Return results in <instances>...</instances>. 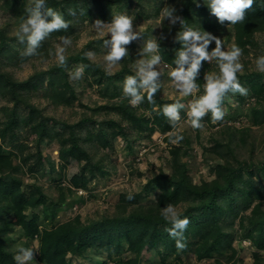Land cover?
Wrapping results in <instances>:
<instances>
[{
	"label": "trees",
	"instance_id": "trees-1",
	"mask_svg": "<svg viewBox=\"0 0 264 264\" xmlns=\"http://www.w3.org/2000/svg\"><path fill=\"white\" fill-rule=\"evenodd\" d=\"M26 1L0 0L2 8L5 6L6 10L12 11L16 23H22L30 14L26 9L35 7L37 3L35 0L34 5L27 6ZM121 1L93 0L90 5L89 2L79 3L78 0H43L40 11L44 14L48 8H52L61 12L68 22L94 18L109 23L113 18V5ZM173 1L182 22L178 21V33L170 41L172 50L167 51L164 44L158 47L161 61L173 70L180 66L177 64L179 53L187 51L191 46L179 38L186 28L206 33L209 38L224 39L229 44L228 52L233 46H238L242 55L249 54L250 48L257 45L255 35L264 32V0H254L252 8L246 10L244 21L235 25L227 21L220 22L210 11V0ZM69 10H74L76 15H69ZM9 30L8 24L0 27V57L12 59L10 45L7 43ZM57 32L60 35L64 33L62 30ZM13 36L27 39L25 35L14 33ZM202 43L197 42V46ZM224 43L221 41V45ZM90 44L86 43L71 58L79 61L84 71L91 73L94 82L101 85L104 91L110 87L115 91L124 89L128 76H136L139 85L140 77L132 70L134 57L129 51L118 62L119 69L114 75H109L97 63L89 60L86 53ZM215 48L216 41H213L207 44L205 51H213ZM187 54L189 60L182 65L185 71L190 67L193 55L190 51ZM27 59V56L21 57V60ZM67 64L65 58L64 66L54 64L18 81L10 72L2 70L0 63V94L7 97L14 107L22 104L27 110L23 116H19L15 109L6 110L4 127L0 129V264H21L10 251V234L16 229L20 230L25 239L22 246L28 247L34 240L38 241L37 258L43 264H72L67 255H80L87 249L113 250L116 253L125 250L132 257L120 259L114 264H140L142 256L151 248H156L163 264L166 256L164 252L174 255L176 259L181 255L193 254L198 261L237 264L240 260L233 241L238 231L240 238L251 243L252 264H264V159L255 160L253 157L255 143L250 127L238 128L225 124L216 135L210 137L209 145L202 150L205 163L213 162L209 167L211 179L208 181H193L187 162V158H190L187 151L189 143L181 139L179 145L169 148L167 171L157 170L146 179L139 192L118 193L112 214L85 223L79 216H75L51 229L40 226L38 214L26 215L27 209L46 205L48 197L35 184L31 185L29 192L23 191L20 167L13 163V155L1 145L6 132L12 130L19 121L29 128L35 142L46 140L57 143L60 172L68 165L73 164L75 167L66 173L69 186L60 187L58 197L49 200L47 206L50 213L44 215V218L49 219L64 209L67 196L74 193L79 197L72 187L86 189L89 179L104 173L102 157L94 159L85 147L87 143L96 142L101 148H109L112 141L122 136L128 149H132L134 141L143 139L150 142L154 132L166 133L175 125V121L163 113L164 106L173 101L161 97L157 90L150 103L146 89L141 87H137V93L142 97L137 107L130 105L131 96L127 99L114 97L115 101L96 106L92 113L94 115L95 112L105 111L110 114L114 111L118 119L107 118L98 122L92 114L82 115L75 123L52 119L33 104L31 98L34 96L33 91L38 89L37 84L42 83L41 96L50 104L54 107L71 106L77 100V95L69 80ZM207 67V61L202 60L193 79L197 87L201 86ZM261 76V73L252 71L237 77L245 80L246 97L253 99L248 109L250 126L264 124V83ZM201 97L199 95L195 103ZM222 103H225L224 96ZM49 121L61 124L62 133H54L49 127ZM86 121L95 122L97 127L82 136L78 129ZM170 138L166 136L165 140L169 141ZM48 165L51 170L54 169V163L49 159ZM140 192L143 198L153 192L157 195L152 202L142 203ZM130 196L132 199H129ZM170 204L175 208L181 207L177 211L181 219L187 217L190 220L187 229L181 234L185 237L181 242L187 245L183 250L178 249L175 242L181 239V235L170 237L171 218L166 219L163 214V210ZM176 231L180 233L179 229Z\"/></svg>",
	"mask_w": 264,
	"mask_h": 264
},
{
	"label": "rangeland",
	"instance_id": "rangeland-1",
	"mask_svg": "<svg viewBox=\"0 0 264 264\" xmlns=\"http://www.w3.org/2000/svg\"><path fill=\"white\" fill-rule=\"evenodd\" d=\"M83 1L91 2L93 0H78L79 3ZM35 4V0H27L26 5L31 6ZM173 0H122L112 7V17L119 14H127L134 17L133 30L140 34V36L131 41L127 46V51L132 54L133 64L132 70L138 75L139 68L142 62H146L153 55H158V47L160 44L166 46L167 51H171L172 47L170 41L175 38L178 33V21L171 23L169 19L162 18V11L166 6L175 8ZM0 2V27L8 24L9 36L7 39L10 45L12 59L5 56L0 57L1 69L10 72L12 77L18 81L27 79L35 71L46 70L54 64H58L57 52L58 48L65 49L64 56L67 59V70L69 73V80L75 88L77 100L71 106L54 107L45 98L41 96L43 84H37L38 89L33 91L31 101L38 108L42 109L45 115L51 117L56 121H65L68 123H75L80 120L84 114L91 115L96 106L108 104L119 99H127L129 95L124 92V89L114 90L112 87L108 91H104L101 85L96 84L92 78L91 73H86L79 61L71 58L76 52L80 51L86 43L91 42L87 52H92L94 55L89 57V60L97 63L107 74L114 75L119 69V64L109 68L105 59L106 55L111 49V44H105L106 40H110L108 29L101 31L93 27V22L96 20L79 19L69 22V27L62 31V35L57 31L50 33L42 41L39 46L34 49V55H25L29 48L27 39H20L14 37V33L24 35L20 31L21 23H16L12 16L10 9L2 8ZM26 8V7H25ZM174 16H178L175 8ZM23 23V22H22ZM110 23V22H109ZM60 37L70 38L71 44H64ZM154 39L157 45L155 52H147L146 44L149 40ZM218 38H209V44L216 41ZM225 42L220 47V51L228 52L229 44L224 39H219ZM256 46L250 48L249 54L242 55L238 59V63L243 65V70L237 72L241 76L245 72H259L262 74L261 79L264 83V72L257 68L256 61L259 57L264 56V32L255 35ZM210 59L206 60L208 67L205 70V75L200 87H196L191 94L184 95L177 82L171 78V72L174 71L170 65L165 66V63L160 60L157 65L153 66V70L159 73L156 80L158 85V93L161 97L168 98L173 103H178L181 107L177 108L179 119L174 120L175 125L170 131L166 133L154 132L151 136L152 141H144L139 139L133 142L132 149L126 146L125 138L118 136L112 141L111 147L101 148L96 142L87 143L86 149L94 159H103L102 174H97L88 180L86 184L85 195L76 197L73 194L67 196L65 207L58 212L53 219L44 218L46 213H50L48 203L50 199H56L59 195L60 187L69 185L66 173L74 169V165H68L63 172L59 170L58 146L55 141H40L35 142L34 136L30 133L29 128L21 121L10 131L6 132L5 139H1L2 147L11 153L13 163L19 165V175L23 181V191L29 192L31 185L39 186L47 195L48 200L43 207H36L26 210V215L29 217L31 213L38 214L39 223L42 228L51 229L69 219L79 216L82 222H88L98 219L103 215H109L114 212L116 195L120 192H139L140 187L144 184L152 174L157 170L162 169L167 171V159H169V148L177 137L182 136L183 139L188 140V154L187 158L189 165V172L195 183H200L202 180H210L211 175L209 167L211 163H205L202 156L203 147L209 145L211 136L216 135L218 130L225 124L235 125L238 128L250 127L251 136L254 139L255 149L253 157L255 160L264 159V124L262 126H250L249 107L253 99L247 98V95H241L239 92L229 91L224 95L225 103L220 105L221 111L225 112L223 120L219 122L212 121V113L206 112L201 118L200 123L202 128H193L191 121V108L199 95L203 96L205 93V84L208 77L222 78L220 72L219 59L213 56V51L206 52ZM22 56H27V60H21ZM83 69L81 78L72 79L71 77L77 74L78 69ZM93 74V73H92ZM240 79L241 87L245 88V80ZM45 81V78H44ZM39 82V81H38ZM246 89V88H245ZM114 90V91H113ZM116 99H115V98ZM131 101V100H130ZM131 105V104H130ZM15 109L19 116L27 114L26 108L21 104L14 107V105L0 94V129L4 126L6 120V110ZM93 115V114H92ZM94 119L98 122L107 118L118 119L119 116L114 111L107 114L105 111L95 112ZM49 127L54 133H62L63 126L59 123L49 121ZM97 124L93 121H86L78 129V132L84 136ZM170 136V140L166 141L165 137ZM183 141V140H182ZM48 159L54 163V169L48 165ZM58 165V166H57ZM77 195V194H76ZM156 193H151L148 197L143 198L140 192V200L142 203H150L156 198ZM181 207L176 208L178 211ZM235 229L237 231V221L235 222ZM240 231L234 238L233 245L238 250L237 264H252L251 252L253 248L251 243L242 244V238L239 237ZM10 251L14 258L20 256L18 260L21 264H43L38 258V241L34 240L31 246L24 247V237L21 235L19 229L14 230L10 234ZM21 249H31L33 251V261H26L23 259ZM125 249V245L123 246ZM156 248H151L142 256L140 264H163L160 255L157 254ZM164 264H214L213 260L198 261L193 254L181 255L178 259L172 254L164 252ZM132 257L131 253L122 250L116 253L113 250H97L87 249L80 255H67V259L72 264H114L120 259H128ZM222 264H229L222 262Z\"/></svg>",
	"mask_w": 264,
	"mask_h": 264
},
{
	"label": "clouds",
	"instance_id": "clouds-1",
	"mask_svg": "<svg viewBox=\"0 0 264 264\" xmlns=\"http://www.w3.org/2000/svg\"><path fill=\"white\" fill-rule=\"evenodd\" d=\"M254 0H210L209 8L213 15H215L220 22H229L235 25L238 22H243L245 19L246 10L252 8ZM43 5V0H37L35 7L26 9L30 14L24 19L20 25V31L27 37L29 48L25 55H34V49L39 46V42L42 41L46 36L54 31L66 30L69 27V22L64 19L61 12L55 11L52 8H48L47 11L42 14L40 8ZM199 6V5H198ZM175 8L166 6L162 11V18H167L171 23L177 21L182 22V19L178 16H174ZM69 15L75 16L74 10H69ZM45 17H50L48 20ZM135 18L127 14H119L112 18L110 23H104L97 19L93 22V27L101 31L105 28L108 29L111 39L106 40L105 44H111V49L106 55L105 59L108 63V67L115 66L121 61L127 53V46L131 41L137 39L140 34L133 30V20ZM19 35V33H18ZM180 40L185 44H190V48L187 51H181L177 64L180 65L176 70L171 72V78L177 82L180 91L184 95H189L197 87L193 83L194 76L200 66L202 60H208L210 57L205 51V48L209 42L208 34L202 33L199 30H193L192 28H186L180 33ZM64 44H71L70 38L60 37ZM203 41L202 44L197 46V42ZM221 40H216V48L213 50V56L217 57L220 63V72L222 78L208 77L205 84V94L199 101L193 104L191 108L192 127L202 128L200 123L201 118L206 112L212 113V121L219 122L223 120L225 112L221 111L219 105L222 102V98L229 90L239 92L241 95H247V89L241 87L237 78V72L243 70V65L238 63V59L242 54V50L238 46H233L231 51L222 52L220 51ZM157 50V45L154 39H151L146 44V51L151 53ZM65 49L63 47L58 48L57 59L61 66L65 65ZM191 52V64L187 71L184 70L182 65L187 63L189 60L188 52ZM87 56L92 57L94 53L87 52ZM161 60L159 55H153L151 59L141 63L138 75L140 77L139 85L137 83L136 76H128L124 84V92L132 97L129 102L131 106L137 107L142 97L137 93V87L146 89L147 98L149 102L152 101L153 95L158 89V85L155 83L159 73L153 70V66L157 65ZM257 68L264 72V56H261L256 61ZM167 66V65H165ZM83 69H78L77 74L72 79L81 78ZM181 107L178 103H172L164 106L163 113L165 116L172 120L179 119L177 114V108ZM182 136L177 137L173 143H178ZM129 199H132L130 196ZM165 218H171L172 228L169 230L170 237H176L181 235L183 231L187 229L190 220L185 217L183 219L177 213L176 208L173 205H168L163 210ZM177 229L180 233H177ZM185 237L181 235L180 240H175L176 247L183 250L187 247ZM244 241V240H242ZM241 241V242H242ZM245 243H249L245 241ZM23 259L26 261H33V251L31 249H21ZM16 260H20L21 257L18 255L15 257Z\"/></svg>",
	"mask_w": 264,
	"mask_h": 264
},
{
	"label": "built area",
	"instance_id": "built-area-1",
	"mask_svg": "<svg viewBox=\"0 0 264 264\" xmlns=\"http://www.w3.org/2000/svg\"><path fill=\"white\" fill-rule=\"evenodd\" d=\"M67 185H68V184H67ZM68 186H69V185H68ZM72 189H74V191H75V193H76L77 195H80V196H82V197L85 195V191H83L82 188H73V187H72ZM241 243H242L243 245L246 244L245 241H242Z\"/></svg>",
	"mask_w": 264,
	"mask_h": 264
}]
</instances>
